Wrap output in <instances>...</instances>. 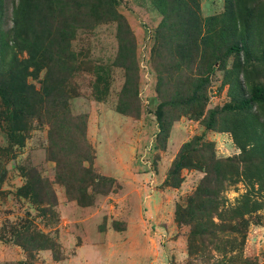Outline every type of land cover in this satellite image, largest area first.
<instances>
[{
  "label": "rangeland",
  "instance_id": "rangeland-1",
  "mask_svg": "<svg viewBox=\"0 0 264 264\" xmlns=\"http://www.w3.org/2000/svg\"><path fill=\"white\" fill-rule=\"evenodd\" d=\"M17 1L3 0L5 48ZM29 1L30 31L48 49L18 44L27 73L16 62L0 70L37 107L21 141L0 121V264H264V180L225 181L221 207L249 213L225 221L226 248L192 255L176 210L207 173L167 181L196 136L217 158L241 153L233 129L244 114L211 111L264 87V0ZM242 39L246 49L232 50ZM25 185L37 196L19 194Z\"/></svg>",
  "mask_w": 264,
  "mask_h": 264
},
{
  "label": "trees",
  "instance_id": "trees-1",
  "mask_svg": "<svg viewBox=\"0 0 264 264\" xmlns=\"http://www.w3.org/2000/svg\"><path fill=\"white\" fill-rule=\"evenodd\" d=\"M233 1L231 0L232 3ZM4 13L5 6L3 0H0V34ZM12 13L13 26L8 32V39L15 45H8L7 48L0 45V61L1 64L3 63L0 70L9 68V66L12 67V64L16 62L17 69L23 71L20 75L24 77L22 74L27 73L28 69L22 68L20 65L23 61L19 60L20 53L24 52L22 51L23 48L32 45L34 47L33 54L38 52L40 55H44L45 49L48 48L42 43L43 41L39 38V35L30 31L28 21L30 22L33 14L31 1L18 0L13 6ZM34 31H36V28ZM243 40H241L240 45L231 47L232 50L239 52L246 49L247 46ZM18 44H21L23 48L18 47ZM8 55H10L9 59H7ZM34 58L35 56L32 59L34 60ZM40 61L41 56L35 64L37 65ZM12 70L13 68L10 69L11 74ZM6 71L3 69L0 77V121L9 126L8 129L13 132L16 140L21 141L24 134L31 129L29 120L31 116L35 115L34 111L37 112V107L35 108L36 100L32 95L29 102L26 93L28 90L30 91V88L21 87L18 83L10 82L6 78L8 73L4 75ZM53 91L45 87L42 93L43 96L51 97ZM235 99L234 104H226L221 110H212L211 117L215 119L219 112L244 114L245 119L240 121L238 126L233 129L235 141L241 149L239 156L226 159L217 158L213 142L204 140L203 136H196L183 145L168 174V184L176 187L182 181L181 171L183 168H204L207 173L194 194L188 197L183 205H178L176 210L177 220L188 223L192 227L189 239L190 255L198 254L204 249L206 251L209 244H217L216 247L220 250L226 248L229 241L224 238L221 239L219 235L220 232L225 233L229 230V226L225 225V221L229 216L244 218V214L249 213L246 212L249 210L246 208L248 204H245V207L239 206L234 209L221 207L224 201L225 181L235 182V179L242 176L251 183L264 180V87L256 86L251 90L243 87L240 95ZM259 103L263 107L258 111L255 107ZM204 111L205 107L200 108L194 118H202ZM156 114L161 125L159 135L167 139L169 128L164 123V110H162V107L159 108ZM207 126L212 127L213 122L208 121ZM0 150H3V148H0ZM27 188L26 185L22 187L19 194L25 197L37 196L36 190ZM216 218H218L217 222ZM245 227L244 221V224L240 226V230L243 231ZM34 241L35 237L29 234L28 239L23 241L22 245L28 249V246H32L29 245L30 242L34 244Z\"/></svg>",
  "mask_w": 264,
  "mask_h": 264
}]
</instances>
